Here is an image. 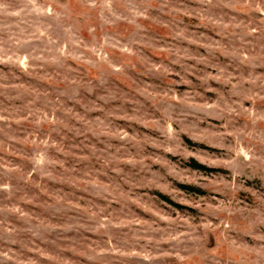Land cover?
Instances as JSON below:
<instances>
[{
    "label": "rangeland",
    "instance_id": "374dc122",
    "mask_svg": "<svg viewBox=\"0 0 264 264\" xmlns=\"http://www.w3.org/2000/svg\"><path fill=\"white\" fill-rule=\"evenodd\" d=\"M0 264H264V0H0Z\"/></svg>",
    "mask_w": 264,
    "mask_h": 264
},
{
    "label": "trees",
    "instance_id": "16d2710c",
    "mask_svg": "<svg viewBox=\"0 0 264 264\" xmlns=\"http://www.w3.org/2000/svg\"><path fill=\"white\" fill-rule=\"evenodd\" d=\"M193 166L196 167V168H199V169H205L206 168L205 165H202V164L197 163V162H194Z\"/></svg>",
    "mask_w": 264,
    "mask_h": 264
}]
</instances>
